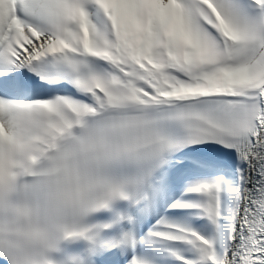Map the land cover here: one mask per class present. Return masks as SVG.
<instances>
[{"label":"snow or ice","instance_id":"obj_1","mask_svg":"<svg viewBox=\"0 0 264 264\" xmlns=\"http://www.w3.org/2000/svg\"><path fill=\"white\" fill-rule=\"evenodd\" d=\"M0 264H264V0H0Z\"/></svg>","mask_w":264,"mask_h":264}]
</instances>
